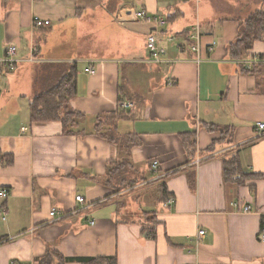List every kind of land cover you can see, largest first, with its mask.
I'll return each mask as SVG.
<instances>
[{
    "label": "crops",
    "instance_id": "0c3cea01",
    "mask_svg": "<svg viewBox=\"0 0 264 264\" xmlns=\"http://www.w3.org/2000/svg\"><path fill=\"white\" fill-rule=\"evenodd\" d=\"M192 1L0 0V187L9 190L0 196V264H33L48 245L71 257L115 255L117 264H264V178L238 184L224 173L233 154L246 171L264 173V40L242 58L226 52L240 19L264 3ZM125 7L166 18L157 28L161 61L151 62L146 47L156 25ZM35 14L50 23L35 26ZM196 31L198 57L178 47ZM10 44L14 68L3 59ZM72 65L70 105L84 113V134H66L60 120H30L32 97ZM120 97L133 106L116 114ZM204 123L229 135L220 139ZM188 131L194 156L181 138ZM111 160L122 166L105 182ZM143 211L154 213V235Z\"/></svg>",
    "mask_w": 264,
    "mask_h": 264
},
{
    "label": "trees",
    "instance_id": "16d2710c",
    "mask_svg": "<svg viewBox=\"0 0 264 264\" xmlns=\"http://www.w3.org/2000/svg\"><path fill=\"white\" fill-rule=\"evenodd\" d=\"M264 3V0H263ZM241 27L238 35L231 41L226 52L230 58H242L247 54L255 40H264V10L262 7L253 9L246 17L240 19ZM264 56V55H263ZM76 69L72 65L71 70L58 79V81L49 89L43 90L36 94L30 100V120H60L63 124V131L66 134H84V129L80 128L78 119L84 116V113L75 110L70 105V98L77 93L75 81ZM121 97L119 100L121 101ZM123 112V108H119L115 113ZM100 122L96 123L98 126ZM204 125L211 131L217 130L221 133L220 139H225L229 135L227 127L219 126L214 123H204ZM98 132V130H95ZM99 133V132H98ZM102 134V133H101ZM104 135V134H102ZM129 134V138H131ZM107 136V135H105ZM113 140L110 136H107ZM183 144L189 156H194L196 149V134L194 131L181 133ZM215 139L210 145L214 148ZM134 143V142H133ZM12 161V157L8 159ZM122 165L117 160L108 162L106 176L103 179L105 182H110L113 176L119 171ZM224 173L225 178L235 183H243L247 178L263 177L264 173L248 172L240 164L237 154L225 158L224 160ZM134 182L118 185L116 190L122 187L133 185ZM162 188L163 184H162ZM143 215L150 221L151 226L148 227L150 233L156 232V221L154 213L151 211H143ZM117 264V257L115 255L103 256H65L56 248L48 245L45 254L42 257L35 258L33 264Z\"/></svg>",
    "mask_w": 264,
    "mask_h": 264
},
{
    "label": "built area",
    "instance_id": "2783aa9c",
    "mask_svg": "<svg viewBox=\"0 0 264 264\" xmlns=\"http://www.w3.org/2000/svg\"><path fill=\"white\" fill-rule=\"evenodd\" d=\"M123 9V12L124 13H127V12H134L135 16L137 18H141V19H145L149 22H153L156 26L153 27L154 29H152L149 34L147 35V38H146V47L148 49V52H149V59L151 62H157V61H161L163 59V56L166 54V48L161 44L160 42V35H159V32H158V27L159 26H163L165 25L166 23V18L160 14H148L146 12V10L144 9H134L133 7H125V8H122ZM33 24L35 26H43V25H47L50 23V20L47 19V18H42L40 15L38 14H35L33 16ZM190 39L192 41L190 42H186L185 44H181L179 45V50L182 51L184 50V47L187 46L189 47V49L193 52L196 53V57L199 56V53H200V48H201V44H200V35H199V32L196 31V32H193L191 35H190ZM216 44V41H213L211 44H208L207 45V49L210 51L213 49V46ZM16 46L13 45V44H10L7 49H6V53H5V56H4V61H6V63L8 64V66L10 68H14V66L16 65L17 63V58L15 56L16 54ZM36 52H37V49L33 46H31V49H30V53L29 55L27 56V58L29 60H35L36 59ZM86 71L88 72H94L95 70V67L93 65H90L88 67L85 68ZM119 105L123 108H126V107H131L133 106V102L130 101V100H121ZM257 133L259 135H263L264 134V121H261V122H258L257 123ZM152 166L153 167H157L158 166V160L157 159H154L153 162H152ZM9 194V190L5 187H0V196L2 197H6L8 196ZM76 199L77 200H80V201H83L84 197L80 194L76 195ZM251 208L250 205H245L244 206V210H249ZM56 211L53 210L51 211V214H54ZM205 232L204 229H200L198 231V235H202L203 233ZM258 238L262 241H264V226L261 228L259 234H258Z\"/></svg>",
    "mask_w": 264,
    "mask_h": 264
},
{
    "label": "rangeland",
    "instance_id": "374dc122",
    "mask_svg": "<svg viewBox=\"0 0 264 264\" xmlns=\"http://www.w3.org/2000/svg\"><path fill=\"white\" fill-rule=\"evenodd\" d=\"M193 3V6H196V0H193L192 1ZM202 2H203V0H198V5L199 6H201L202 5ZM194 11H195V9H194ZM170 21V20H169ZM154 65H159V63H156V64H154ZM147 79H149V78H147ZM153 190H154V188H152V189H150L149 190V193L146 195V197H148V198H151V199H153V197H154V195H155V193L153 192ZM143 195V193H140L139 194V197H140V199H141V196Z\"/></svg>",
    "mask_w": 264,
    "mask_h": 264
}]
</instances>
